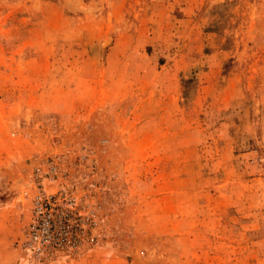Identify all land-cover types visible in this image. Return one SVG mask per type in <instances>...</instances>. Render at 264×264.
I'll return each mask as SVG.
<instances>
[{"label":"rangeland","instance_id":"rangeland-1","mask_svg":"<svg viewBox=\"0 0 264 264\" xmlns=\"http://www.w3.org/2000/svg\"><path fill=\"white\" fill-rule=\"evenodd\" d=\"M48 162L98 222L42 264H264V0H0V264Z\"/></svg>","mask_w":264,"mask_h":264},{"label":"built area","instance_id":"built-area-1","mask_svg":"<svg viewBox=\"0 0 264 264\" xmlns=\"http://www.w3.org/2000/svg\"><path fill=\"white\" fill-rule=\"evenodd\" d=\"M57 170L54 162H48L45 169L37 168L39 177L43 176L51 189L48 190L43 182L35 185L31 217L18 242L27 254V264H42L75 255L90 246L95 237L98 222L95 208L74 192V183L55 182L59 178ZM58 172L63 176L60 170Z\"/></svg>","mask_w":264,"mask_h":264},{"label":"crops","instance_id":"crops-1","mask_svg":"<svg viewBox=\"0 0 264 264\" xmlns=\"http://www.w3.org/2000/svg\"><path fill=\"white\" fill-rule=\"evenodd\" d=\"M15 75H17V79L18 80H25L26 79V74L25 73H16ZM9 91L7 92L8 95L6 98V101L8 102V113L11 116V114H13L14 116H17L16 120H19L22 115L27 111V109H30L33 114H35L36 116L40 117L41 113L39 112L41 110V106L40 105H36L33 106V103H29L30 99H34L36 101L40 100L39 98L42 96L43 92L42 89L41 90H37L36 91L33 90V86L28 87L27 84L26 85H21V86H14L12 83L9 84ZM29 101L26 102V100ZM25 100V101H24ZM34 101V100H33ZM19 108L21 109L20 113H18L16 115V112L19 110ZM9 118V117H8ZM12 119H14V117H12ZM36 120V119H35Z\"/></svg>","mask_w":264,"mask_h":264}]
</instances>
